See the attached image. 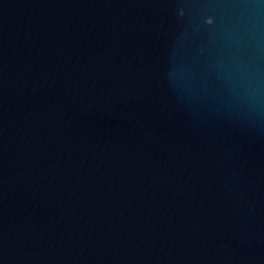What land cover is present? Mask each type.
<instances>
[{"label":"water","instance_id":"water-1","mask_svg":"<svg viewBox=\"0 0 264 264\" xmlns=\"http://www.w3.org/2000/svg\"><path fill=\"white\" fill-rule=\"evenodd\" d=\"M0 264H264V0H0Z\"/></svg>","mask_w":264,"mask_h":264}]
</instances>
